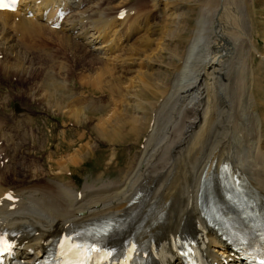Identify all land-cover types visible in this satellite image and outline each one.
I'll list each match as a JSON object with an SVG mask.
<instances>
[{
	"label": "bare ground",
	"instance_id": "6f19581e",
	"mask_svg": "<svg viewBox=\"0 0 264 264\" xmlns=\"http://www.w3.org/2000/svg\"><path fill=\"white\" fill-rule=\"evenodd\" d=\"M126 1L20 0L15 11H0V72L21 76L22 69L29 72L34 68L30 50L20 45L17 37L29 40L31 47L32 42L38 41L43 46L40 53L50 57L47 45L53 41L49 35H54L58 46L79 49V53L71 51L75 57L103 63L96 77L87 83L102 89L103 77H117L115 72L124 71L123 66L131 59L129 43L137 41L147 29L140 21L143 14L120 6ZM209 1L204 0L194 23L187 28L188 42L182 54L175 46L177 34L166 22L171 28L169 37L162 41L175 50L169 47L171 51L166 52V48H159L163 44L159 40L168 31L162 35L160 32L154 48L158 52L150 61L161 74L170 73L172 80L149 77L147 82L143 79L145 74L140 73L139 90L129 96L143 105L140 112L133 107L139 115L132 117L114 108L107 111V116L97 118L93 129L99 140L112 144L125 142L130 134L140 136L150 121L144 148L132 164L119 170V178L77 183L76 175L87 159L84 154L87 152L89 157L92 151L91 141L70 152L74 144L61 137L63 144L57 143L54 155L43 166L47 169L32 168L17 175L14 174L19 171L10 169L12 159L0 156V236L9 233L15 239L0 264L13 258L32 264L48 248L54 250L67 234L90 233L101 225L121 228L108 242L111 249L122 254L136 243L153 258L151 264H183L184 251L191 242L203 250L209 264H238L239 258L231 246L209 223L208 211L213 208L206 206L205 211L203 200L216 201L221 209H239L232 192L227 193L224 187L229 175L232 186L233 179H238L251 193L250 200L243 198L247 204L264 207V110L253 111L250 102L258 98L260 90L256 89L260 84L257 78L248 76L254 62L252 56L258 54V49L246 10H231L228 0H219L216 9L211 10ZM60 11L65 12L62 18ZM55 25L59 27L54 28ZM144 53L148 57L151 54ZM159 53L169 62L165 63ZM260 56L264 63V55ZM139 59L145 61L144 57ZM50 73L44 72L43 89L44 95L53 99L52 114L71 118L75 124L87 123L84 110L69 101V95L66 100L58 94L56 87L66 80L55 81ZM85 77L81 76V81ZM111 80L109 89L120 90L117 82L113 84L117 80ZM248 82L252 91L248 90ZM31 95L35 100L34 92ZM256 105L255 102L254 108ZM91 111L98 113L97 109ZM27 117L32 120V116ZM79 135L82 141L85 135ZM28 143L38 146L37 152L46 146L40 138ZM114 159L115 156L110 157L108 162ZM51 171L57 178L44 176ZM235 217L239 221V213ZM138 264L149 263L143 258Z\"/></svg>",
	"mask_w": 264,
	"mask_h": 264
},
{
	"label": "rangeland",
	"instance_id": "374dc122",
	"mask_svg": "<svg viewBox=\"0 0 264 264\" xmlns=\"http://www.w3.org/2000/svg\"><path fill=\"white\" fill-rule=\"evenodd\" d=\"M119 1L122 0H116V2ZM212 1L210 0L209 2H207V5L210 4L211 6H209L208 8H210L211 10H215L219 5V0ZM205 2L204 0H127L122 5H120L121 7L129 8L130 10L135 9V11L137 10V13H139L140 15L143 14L142 18L140 16V21L146 24L147 29L143 33H141L137 41H131L130 43L132 44L129 43L128 45V47L130 48L128 54L131 58L129 61L132 60L135 61V63L130 62L132 63L130 64L129 61H127L122 68V70L124 69V71L122 72L117 73L115 72L116 70L111 69L116 73V75L114 76L117 77H106L107 79L103 77V83L101 84L104 86L102 89H99L97 85L94 87L96 89L95 90L91 85L87 84L88 81L91 82L89 78L92 79L94 78V76L96 77V73H98L99 68L102 67L103 63L100 60L93 58V60L86 58L80 59L78 57H75L73 53H79V49L71 47H69V49H65L60 45L59 47L56 41V36L55 38L53 37L54 35L48 34L50 39L53 40L51 41L52 45L50 43H48L47 45L50 46V54L48 55L50 57H45L43 53H40V50L42 52L43 46L39 44L38 41H36V43L39 47L36 46V43L34 44L33 42L31 47L30 42H28L29 40L22 39V41L21 39L19 40V37H17V41L20 43V45H22L26 49L28 47V50H30L29 53L31 54L34 61V68L29 72H26L21 68L22 72L24 71L21 76H14L11 73L8 74L2 71L0 72V127L2 126L0 128V142L2 143L0 145V156L2 158L4 157L12 159V164H10V169L12 168L11 171L13 172V169L19 171V173L15 172L14 175L20 174L21 171L24 170H32V168L47 169L46 167L43 168V166H47L50 157L54 155L57 143L60 142V144H63V142H61V140L59 139H61V137H66V140H68V142L70 141V144H74L73 146L71 145L72 147L70 152H72L75 148L82 146L81 144H84L85 142L91 141V143H93L90 156L88 157L87 152L84 154V157L87 158L86 162L85 164H82L79 171L80 173L76 175L78 184L82 185L87 179L89 182H93V179L94 181H98V178H101V181H104L105 179L108 180L110 178H119V170L125 169L128 165L132 164L144 148V144L148 137L150 121L148 123L147 129L144 130L140 136L136 137L135 134H130L125 142L112 144L106 141L99 140L96 131L93 129L98 122L97 118L107 116V111H112L111 109L114 108L121 109L123 113L132 117L139 115L138 113L140 112V108L143 105H140L141 103L135 98L129 99V96L133 93V91L137 89L139 90L137 83L140 78H142V75H140V73L145 74V77L143 79L147 82H149L151 78H154L156 80L165 78L166 82L170 79L172 80L170 73L166 72V74H163L162 72V75L160 73L161 71L159 72L158 70H156L155 66L151 65L154 60V53L157 54L158 52H155L154 48L157 45V40L161 38L159 34L161 32L162 35V32H165V30L168 31L163 33L164 36L159 40L160 45V41L163 43L159 48L163 50L166 48V52H170V49L172 47L173 50H175L173 45H171V47L167 46V48L166 46H164V43H167V41H162L164 37H169V30L172 27L171 31L173 29L176 32L175 34H177V38L175 37V42L177 44H174H176L175 46L178 47L176 48L179 50H177L178 53L182 54L183 48L185 47L184 45H187L188 42L186 40L189 35V31L187 28L194 23L195 17L198 15L199 10H201ZM228 2H231L230 4H228L229 7L227 6L228 8L231 7V10H246V13L249 14V20L254 26L255 43L258 49V54L254 53L252 56L254 58V62L251 64V67L248 70V76L254 77L252 78L253 80L257 78L260 85L259 89L256 90L260 91L258 98H252V100H256V107L254 108V100L253 102L251 101L250 104L253 107V111L261 112L264 110V63L261 62L262 56H260V54L264 55V0H228ZM212 6L215 7L213 8ZM235 6H237V8ZM177 15H180L179 19ZM167 21L170 22L172 26L169 25V23L167 26ZM169 26L171 27L168 28ZM141 39L145 40V42H139ZM34 45L36 48H34ZM34 49L38 51V55L36 53L37 51ZM32 50L34 51V54L32 53ZM71 51H73V53ZM144 51L148 52V54L151 53V51L154 52L151 53L148 57V55H146ZM0 53H2L1 48ZM40 54L42 55L43 59L41 58ZM159 54L163 55V61L165 60V63L169 62L168 58V60L165 59L164 54ZM159 54L157 55V57L160 56ZM143 57L145 58L144 62L140 61L139 59ZM0 59H2V57H0ZM150 60H152V62ZM3 61L4 60H2V63ZM141 62L143 65L141 64ZM47 70L51 72V77H53L55 81L58 80L62 83V80H66V83L62 85L56 83V85H59L56 87L58 94L61 97L64 96L66 100L69 95V97L71 98H68L69 101L71 100L74 105L79 106L84 110L86 114L85 117H87L88 121L87 123H83L80 125L75 124V122L71 118L67 119L63 118L61 115H57L55 113L54 115L52 114L50 104L52 105L53 99H50L47 93V95L45 96L43 89L45 86L43 83V79L45 78L44 72H46ZM156 73H158V75ZM139 75L140 78H138ZM81 76H86L84 82L81 81ZM135 77L138 79H136ZM111 78H115L117 80H114V85H116V82L119 86L122 83L123 85L121 86H124L122 87L123 89L120 88L121 86H118L117 88L120 90H110L108 84L112 83L111 81H113V79L111 80ZM109 79L111 81H109ZM85 81L87 82L85 83ZM119 81L120 83H118ZM104 82L106 83L104 84ZM247 86L248 90L250 88V91H252V87L249 82ZM106 87H108L109 90ZM164 87L165 85L161 84V88L163 89ZM32 92H34V96L36 97L35 100L34 98H31ZM128 92L131 93L129 94ZM71 95H73L75 98ZM7 97L10 98V102ZM47 100H50L49 104ZM160 100L161 98H159L155 102H159ZM137 101L140 104H136ZM88 107H90L91 109H97L98 113L92 112ZM133 107H137L139 109V112H136ZM257 107L260 108L258 109ZM27 115L32 116L31 121L28 119ZM146 125L147 121L145 123V126ZM79 134L85 135V138L82 141H80ZM32 138H40V140H43L44 146L46 145V141H48L43 151L37 152L39 147L31 146L30 143H28V141L30 142ZM61 148L64 150L63 145ZM114 156L115 159L112 161V163H109L108 159ZM54 173L55 172L51 171L50 173H46L44 176L57 178L56 174ZM12 176L13 174L11 175V177ZM69 178L72 179L71 177ZM11 182L13 181L11 180Z\"/></svg>",
	"mask_w": 264,
	"mask_h": 264
},
{
	"label": "snow or ice",
	"instance_id": "6c2138e0",
	"mask_svg": "<svg viewBox=\"0 0 264 264\" xmlns=\"http://www.w3.org/2000/svg\"><path fill=\"white\" fill-rule=\"evenodd\" d=\"M15 4V0H11V3H4L3 0H0V8H9L14 10L13 5ZM10 198V196H9ZM65 243L68 245V251L70 253L79 254L81 256H87V253L89 250L100 252L101 250L98 248H94L92 246H85L80 243H75L71 241V238H65ZM12 247L11 244H9L6 240H4L2 237H0V250H8ZM63 247V245H62ZM109 253H105V255H108ZM74 264H84L83 260L76 261Z\"/></svg>",
	"mask_w": 264,
	"mask_h": 264
}]
</instances>
